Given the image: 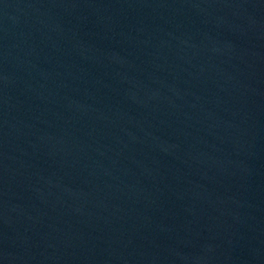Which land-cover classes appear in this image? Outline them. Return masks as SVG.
Returning <instances> with one entry per match:
<instances>
[{
	"label": "water",
	"instance_id": "95a60500",
	"mask_svg": "<svg viewBox=\"0 0 264 264\" xmlns=\"http://www.w3.org/2000/svg\"><path fill=\"white\" fill-rule=\"evenodd\" d=\"M0 264H264V0H0Z\"/></svg>",
	"mask_w": 264,
	"mask_h": 264
}]
</instances>
